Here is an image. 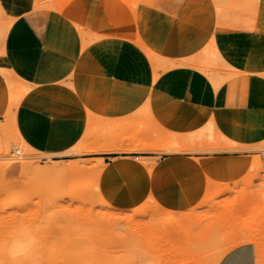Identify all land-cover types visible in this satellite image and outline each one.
<instances>
[{"label":"rangeland","instance_id":"1","mask_svg":"<svg viewBox=\"0 0 264 264\" xmlns=\"http://www.w3.org/2000/svg\"><path fill=\"white\" fill-rule=\"evenodd\" d=\"M148 1L0 0V37L17 36L25 55L17 65L2 40L0 264H176L184 243L197 264H214L246 243L256 248L257 264H264V0H193L198 20L192 22L204 31L182 26L160 32L162 40L176 42L162 49L178 54L176 60L146 43L155 34ZM31 19L43 33L48 20L56 28L64 22L81 48L108 37L130 40L154 75L195 67L214 85L227 67L220 42L225 53L243 56L246 72L231 66L228 77L245 78L247 110L232 115L227 147L221 148L223 137L210 125L181 142L253 155L243 177L218 187L178 184L156 170L158 160L135 159L132 153L145 149L173 152L175 134L161 143L146 109L112 121L80 108L62 64L48 70L44 58H33L36 45L24 29Z\"/></svg>","mask_w":264,"mask_h":264},{"label":"crops","instance_id":"2","mask_svg":"<svg viewBox=\"0 0 264 264\" xmlns=\"http://www.w3.org/2000/svg\"><path fill=\"white\" fill-rule=\"evenodd\" d=\"M192 2L149 0L145 3L146 14L152 20L155 33L145 41L148 46L160 47V57L167 59L170 55L168 57L173 60L178 57V54L163 51L176 42L162 40L165 34L160 32L174 33L182 26L190 30L206 29L197 21L192 22L197 15ZM24 29L29 44L34 42L36 45L33 58L37 62H42L44 58L48 70L54 68L55 62L62 64L63 77H67L80 108L112 121L146 109L150 113V123L161 131V143L166 144L171 134H175L178 144L173 152L145 149L132 153L135 159L158 160L157 164L161 166L156 170L167 176L166 181L218 187L239 180L245 174L246 165L253 155L227 149L216 150L215 143L206 146L211 148L209 150L195 142L189 146L181 143L185 138L197 136L210 125L213 132L223 137L220 146L225 148L232 138V115L236 117L247 110L246 100L241 96L245 78L236 77L232 81L228 77L231 66L237 72H246L244 57L225 53L222 42L221 59L227 67L217 77L218 86H215L207 76L186 66L169 68L155 76L151 62L139 46L124 38H103L81 49V41L70 36V27L64 22L62 27L56 28L54 21L51 23L48 20L43 33L31 19ZM158 38L159 42H151ZM2 40L5 47L14 50L16 64H24L17 36L3 39L1 36L0 47ZM5 111L6 104L0 94V123ZM146 136L145 132L136 141H144ZM107 155L113 159L118 157L114 151H109ZM132 167L138 168L139 164H132ZM218 264H257L256 248L249 243L236 246L226 252Z\"/></svg>","mask_w":264,"mask_h":264},{"label":"bare ground","instance_id":"3","mask_svg":"<svg viewBox=\"0 0 264 264\" xmlns=\"http://www.w3.org/2000/svg\"><path fill=\"white\" fill-rule=\"evenodd\" d=\"M83 35V33L81 34V36ZM263 43V42H262ZM88 42H86L85 44H83V46H82V48L81 49H85L87 46H88ZM213 44V43H212ZM258 51V50H257ZM214 53V52H213ZM25 56V55H24ZM23 56V57H24ZM217 56V55H216ZM213 57H214V55H213ZM37 58V57H36ZM26 59V58H25ZM175 59V58H174ZM179 59V58H178ZM215 59V58H214ZM154 60V59H153ZM169 61H171V60H169ZM217 62V61H216ZM153 63V62H152ZM170 63V62H169ZM173 63H175V62H173ZM206 63V62H205ZM30 64V63H29ZM158 64V63H157ZM176 64V63H175ZM192 64H194V63H192ZM197 65V64H196ZM193 68H195V67H193ZM129 70V69H128ZM196 70V69H195ZM198 70V69H197ZM166 71V70H165ZM199 71H201L200 69H199ZM206 71H204V73H205ZM208 72H210V71H208ZM162 73V72H161ZM212 73V72H211ZM210 73V74H211ZM3 75V74H2ZM204 75V74H203ZM156 76V75H155ZM153 77V78H156V77ZM212 77V76H211ZM214 77H217V76H214ZM213 77V78H214ZM211 79V80H214V81H212V82H215V79ZM157 79V78H156ZM217 80V79H216ZM143 81V80H142ZM154 81V80H153ZM214 85H216V82H215V84ZM13 139V138H12ZM173 141L174 140H172L171 141V143H173ZM8 145H9V143H8ZM8 149V148H7ZM19 149H20V147H19ZM119 149V148H118ZM22 151V150H21ZM87 151V150H86ZM23 152V151H22ZM166 220V219H165ZM171 220V219H170ZM114 225V224H113ZM112 225V226H113ZM106 226V225H105ZM116 226V225H115ZM114 227V226H113ZM108 229H110V228H108ZM252 240H253V238L251 237V239L249 240V242H252ZM196 251V250H195ZM176 255H178V261L176 262V264H197L198 263V261H199V259H197V255H195V252H193L192 251V249H190L189 248V246L186 244V243H184V244H182L181 246H179L178 247V249H177V251H176ZM216 260V259H215ZM218 262H219V260L217 259L215 262H214V264H218Z\"/></svg>","mask_w":264,"mask_h":264},{"label":"built area","instance_id":"4","mask_svg":"<svg viewBox=\"0 0 264 264\" xmlns=\"http://www.w3.org/2000/svg\"><path fill=\"white\" fill-rule=\"evenodd\" d=\"M16 155H19V152H16Z\"/></svg>","mask_w":264,"mask_h":264}]
</instances>
